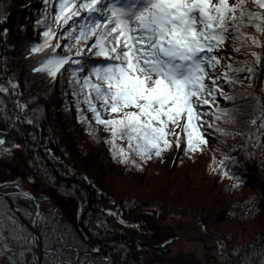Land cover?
<instances>
[{
    "label": "trees",
    "instance_id": "trees-1",
    "mask_svg": "<svg viewBox=\"0 0 264 264\" xmlns=\"http://www.w3.org/2000/svg\"><path fill=\"white\" fill-rule=\"evenodd\" d=\"M43 9L42 0H0V22L7 23L6 33L4 30L0 36V62L4 75L19 85L18 94L0 95V138L11 149V155L0 158V167L6 168L0 174V186H23L42 205L44 262L56 264L55 258H59L70 264H166L148 261L146 255L155 249L168 254L174 240L159 245L122 222L143 211L154 212L159 221L177 216L201 225L216 239L221 264H247L246 256L264 251V134L259 138L250 135L255 133L249 121L257 115L253 109L256 101L246 95L264 97V60L257 65L251 88L244 79L246 72L240 74L243 85L221 81L224 91L236 94V99L218 97V107H239L233 123L217 122L228 130L227 135L209 130V143L195 153L173 146L147 161L132 153L131 159L140 165L136 167L113 159L112 144L104 142L112 140L111 131L97 125L83 104L80 108L88 119L81 122L76 98L66 82H54L45 73L33 71L44 58L30 52L33 44L43 41L44 29L35 23L44 19ZM233 43L226 44L225 53L245 59L233 51ZM99 58L92 57L90 62ZM223 71L220 68L215 74ZM17 102L25 105L23 110L15 107ZM100 110L102 118H112ZM202 110L212 111L208 106ZM115 143L128 151L126 139ZM181 147L186 149L184 144ZM23 166L25 171L20 169ZM225 173H233L235 178ZM60 188L70 190L76 198L75 221H69L63 214L67 215L66 209L58 204L56 190ZM9 197L30 222L34 211L30 200L17 194ZM0 219L4 221L0 225V264H38L32 231L3 198ZM61 240L71 246V253ZM253 264L259 262L253 260Z\"/></svg>",
    "mask_w": 264,
    "mask_h": 264
},
{
    "label": "snow or ice",
    "instance_id": "snow-or-ice-1",
    "mask_svg": "<svg viewBox=\"0 0 264 264\" xmlns=\"http://www.w3.org/2000/svg\"><path fill=\"white\" fill-rule=\"evenodd\" d=\"M42 4L44 19L35 23L44 29L43 41L33 44L30 52L44 58L33 71L67 83L81 122L88 119L80 108L83 104L97 125L111 131L112 140L104 142L112 144L113 159L120 163L139 167L132 153L147 161L173 146L195 153L209 143V130L227 135L217 122L233 123L239 107H218V97L236 99V94L224 91L221 81L243 85L240 74L246 72L244 79L251 88L257 65L264 60V0H42ZM230 40L233 51L245 59L225 53ZM92 57L103 62L91 63ZM220 68L224 71L216 75ZM18 86L0 85V95H13ZM246 95L256 101L257 115L249 123L255 128L250 135L259 138L264 134V97ZM204 106L212 111L202 110ZM15 107L23 110L25 105L17 102ZM100 109L112 118H102ZM117 139L127 140L128 151L115 143ZM5 145L0 138V158L11 155ZM225 175L235 178L233 173ZM245 260L264 264V251Z\"/></svg>",
    "mask_w": 264,
    "mask_h": 264
},
{
    "label": "rangeland",
    "instance_id": "rangeland-1",
    "mask_svg": "<svg viewBox=\"0 0 264 264\" xmlns=\"http://www.w3.org/2000/svg\"><path fill=\"white\" fill-rule=\"evenodd\" d=\"M84 14L86 15V13H82V15ZM5 24L6 26L4 27ZM6 27H7L6 22L4 24H1L0 22V28H2L0 30V36H1V32H3L6 29ZM1 47L3 48V40L0 37V48ZM96 61L103 62V58L100 57ZM0 82H1V85H4V86H8L9 82L16 84V82H14L11 79L9 80V77L4 75L1 62H0ZM1 166H7V165L3 164ZM8 167L11 168L10 171H13V168L11 166H7V168ZM17 168L18 167L16 166V169ZM25 168L26 167L23 166L20 169L21 170L23 169V171H25ZM5 169L6 168L4 167H0V174H3L4 173L3 171H5ZM44 182L51 184L47 180H45ZM11 185H17V184H11ZM5 186H9V185H5ZM0 187H3V186H0ZM20 187H23V186H20ZM56 195H57V200L59 202L58 204L64 207L67 211V215L65 213L63 214L68 218V220L69 221L77 220V210H78L77 201H76L75 196L70 192V190L65 189V188L57 189ZM42 210L43 212L41 213L39 222H42L43 220L45 222V212H44L43 207H42ZM33 214H34V211H33ZM153 215H154V212L143 211V212L135 213L134 215H132V217L125 219V221H122L119 218L120 221L129 225L131 228L139 229L141 232H143L146 235L147 238H150V240L152 241L158 242L159 245L163 242L174 240L171 250L168 254L162 255L158 251H156V249L151 250L146 255V260L148 261L161 260V261H166V264H215V262H217V264L222 263L220 259L218 261L219 249H218V243L216 239L207 235V233L205 232V230L203 229L201 225L193 221H190V220H187L181 217H177V216L169 217L165 219L164 221H159L155 219ZM61 241L63 245L64 241L63 240ZM33 243H34V252H35V239H33ZM65 251L71 253V249L70 250L65 249ZM35 256H36V253H35ZM36 260H37V257H36ZM74 264H76V262Z\"/></svg>",
    "mask_w": 264,
    "mask_h": 264
},
{
    "label": "water",
    "instance_id": "water-1",
    "mask_svg": "<svg viewBox=\"0 0 264 264\" xmlns=\"http://www.w3.org/2000/svg\"><path fill=\"white\" fill-rule=\"evenodd\" d=\"M6 24L4 25V27ZM2 28H0L1 30ZM3 57V48H0V59ZM25 193L28 195L26 196ZM12 194H17L19 196L28 198L32 203L34 214L30 222H28L19 212L18 208L14 205L12 199L9 197ZM0 198H3L8 201L11 209L21 218L22 222L28 225L29 229L32 231L34 239H35V253L37 257L38 264H46L43 260L44 256V247L42 243V228L43 223L39 222L41 213L43 212L40 202L36 199V197L28 190L18 185H9L0 187ZM63 246L66 250H70L71 247L66 245L63 242ZM77 264V263H76Z\"/></svg>",
    "mask_w": 264,
    "mask_h": 264
},
{
    "label": "flooded vegetation",
    "instance_id": "flooded-vegetation-1",
    "mask_svg": "<svg viewBox=\"0 0 264 264\" xmlns=\"http://www.w3.org/2000/svg\"><path fill=\"white\" fill-rule=\"evenodd\" d=\"M215 264H217V262H215Z\"/></svg>",
    "mask_w": 264,
    "mask_h": 264
}]
</instances>
